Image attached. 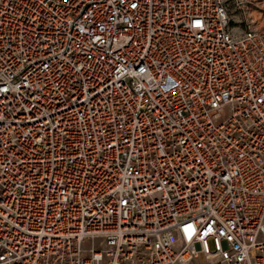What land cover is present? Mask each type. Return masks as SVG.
<instances>
[{"label": "built area", "instance_id": "built-area-1", "mask_svg": "<svg viewBox=\"0 0 264 264\" xmlns=\"http://www.w3.org/2000/svg\"><path fill=\"white\" fill-rule=\"evenodd\" d=\"M231 20L0 0V264H264V30Z\"/></svg>", "mask_w": 264, "mask_h": 264}, {"label": "rangeland", "instance_id": "rangeland-1", "mask_svg": "<svg viewBox=\"0 0 264 264\" xmlns=\"http://www.w3.org/2000/svg\"><path fill=\"white\" fill-rule=\"evenodd\" d=\"M231 12L230 27L234 33H238L246 27L260 28L264 30V0H225ZM86 244V243H85ZM208 246L213 249L212 239H208ZM205 255L198 253V261L185 264H204ZM182 264V263H179Z\"/></svg>", "mask_w": 264, "mask_h": 264}]
</instances>
